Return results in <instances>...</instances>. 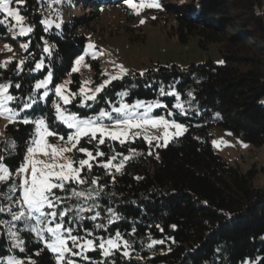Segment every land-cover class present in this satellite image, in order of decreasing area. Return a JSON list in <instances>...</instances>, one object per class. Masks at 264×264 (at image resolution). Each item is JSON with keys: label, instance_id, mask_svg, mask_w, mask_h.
Here are the masks:
<instances>
[{"label": "trees", "instance_id": "16d2710c", "mask_svg": "<svg viewBox=\"0 0 264 264\" xmlns=\"http://www.w3.org/2000/svg\"><path fill=\"white\" fill-rule=\"evenodd\" d=\"M118 3L125 4L124 0H62L59 4L52 0H26L22 12L24 23H34L29 36H16L7 25H0V64L12 61L6 68L0 67V83L9 80L13 85L19 83L21 88L12 87L10 92L24 98L35 92L38 100L21 116L46 115L53 121L52 127L61 133L68 131L54 122L53 91L40 101L42 89L35 90V82L50 71L52 89L70 75L69 88L78 92L81 79L73 71V65L85 49L87 36L83 28L99 17L104 7ZM159 3L162 7L155 9L153 24L162 20L165 28L170 27L169 36H175L181 44L193 37H197L196 44L203 50L216 44L222 60L206 58L186 66L174 62L150 64L142 70H146L143 77L139 75L141 71H136L112 81L98 94L95 103L88 102L90 108L77 107L75 102L67 106L81 114L93 115L100 108H107L108 100L118 105L120 97L116 93L128 90L125 102L159 100L176 113L172 119L186 126L181 135L160 146L154 142L149 145L143 137L129 139L124 145L108 142L131 159L125 161L120 172L113 170L115 181L104 169H93V175L107 185L108 193L99 200L102 217L95 223H107L110 214L103 209L113 208L121 219L110 224L108 231L113 234L121 231L132 245L129 257L117 253L108 258V264L113 261L115 264H240L245 260L264 264V184L255 181L259 170L255 165L242 170L215 151L210 142L211 129L219 126L243 142L264 145V0H159ZM4 16L0 13V19ZM44 19L52 21L48 31L40 23ZM57 23L60 28L55 27ZM126 32L131 40H143V34L132 35L129 28ZM28 41L29 48L25 51L21 44ZM5 45L12 50L8 51ZM44 47L50 53H45ZM20 60H25V64L17 74ZM40 61L44 64L42 69L29 71ZM89 62L98 73L99 60ZM169 86L180 94L186 114L173 108L174 96L159 94L161 87L165 92L172 91ZM153 113L164 115L165 109H154ZM33 130L31 124L7 122L5 125L0 154L6 156L4 163L12 170L22 162ZM13 140L14 149L8 146ZM101 148L109 152L108 147ZM130 148L136 154L129 152ZM261 171L264 173V166ZM5 203L0 197V204ZM9 218L6 213L0 214V219ZM84 226L91 228L93 222L85 221ZM105 234L103 230L98 232ZM20 235L25 241V252L12 248L6 229L0 226V257L11 255L26 262L31 257L36 264H55L53 254L47 249L41 251L43 244L32 234L21 232ZM153 241L163 243L153 244ZM88 255L96 261L104 259L98 252ZM80 264L88 262L80 261Z\"/></svg>", "mask_w": 264, "mask_h": 264}, {"label": "snow or ice", "instance_id": "6c2138e0", "mask_svg": "<svg viewBox=\"0 0 264 264\" xmlns=\"http://www.w3.org/2000/svg\"><path fill=\"white\" fill-rule=\"evenodd\" d=\"M61 2L62 0H52L55 4ZM124 3L136 15L144 9L162 7L159 0H124ZM13 4L15 7L12 6ZM25 6L26 0H0V13L5 14L4 19H0V25H7L16 36H29L33 32L34 23H24L25 15L22 12ZM40 23L45 26V31H48L52 25V21L47 19L41 20ZM141 23L145 21L141 20ZM60 26L58 23L55 25L56 28ZM29 44L30 41L24 42L21 48L27 51ZM87 47L95 50L94 44L90 43ZM5 48L8 51L12 50L8 45H5ZM43 51L50 53L48 47H44ZM96 51L92 53L94 59ZM85 55L77 58V65L85 60ZM100 55H103V52H100ZM11 62L9 59L0 64V67L6 68ZM24 64L25 60L17 63V74L23 71ZM43 67V61H40L29 71H38ZM115 68L118 69L116 74L104 73L108 79L94 90L84 86L90 83L88 81L83 82L78 92L70 91L65 84H57L50 89L51 72L44 79L35 82V90L43 89L39 95L40 101L49 97L50 91H53L57 97V100L52 102L54 122L62 124L68 130L65 133L52 127L53 121H50L46 115L39 118L21 116V113L32 109L33 105L38 103L35 92H30L27 98H24L10 92L12 87L20 89L19 83L13 85L10 80L0 83V116L6 117L10 123L34 126L26 142L23 160L15 170L4 163L6 156L0 154V184L4 186L0 188V197L7 201L5 204H0V214L6 213L10 217L0 219V226L6 229L12 241V248L25 252V241L20 233L28 232L36 241L43 244L41 251L47 249L53 254L55 264H80V261H87L88 264H108V258L117 253L123 257L130 256L129 249L132 245L124 238L125 234L119 230L114 234L108 231L110 224L121 219L113 208L103 209L110 214L106 217L107 223H95L102 217L103 206L99 200L102 195L108 193L105 192L107 185L100 183L101 178L93 175V169H104L105 173L115 181L113 170L120 172L124 168L125 161L131 157L117 152L108 143L109 141H117L124 145L130 138L143 136L149 145L153 144V140L161 139L166 144L170 136L169 129H175L174 135L179 136L186 131V128L172 119L176 113L159 100L136 99L133 103L125 102L124 97L129 95L128 90L116 93L120 97L119 106L108 100L106 101L108 107L100 108L93 115L81 114L67 107L75 102L77 107L90 108L92 105L88 103L89 101L95 103L98 94L112 81L121 80L128 74V69L122 64L115 65ZM73 71H78V68L74 67ZM145 71H141L139 75L143 77ZM169 87L173 90L165 92L161 87L159 94L174 96L176 103L173 108L180 110V114H186L184 105L180 102V94L173 86ZM13 104L18 107L10 106ZM161 108L165 109L164 115L153 114V109ZM149 126L162 129V137L149 138L144 132ZM102 145L108 147L109 152L102 150ZM8 146L16 148L15 141H10ZM128 151L136 154L135 149L130 148ZM118 157L122 158L118 161ZM86 213L91 214L85 215ZM85 221H92L93 226L85 227ZM100 230L106 234L98 235ZM152 243H163V241ZM89 252H98L104 259L93 260L88 255ZM36 255H39V252ZM0 260L6 261V264H24L23 260L11 255L0 257ZM28 264H36V262L29 257ZM112 264H115V261Z\"/></svg>", "mask_w": 264, "mask_h": 264}, {"label": "rangeland", "instance_id": "374dc122", "mask_svg": "<svg viewBox=\"0 0 264 264\" xmlns=\"http://www.w3.org/2000/svg\"><path fill=\"white\" fill-rule=\"evenodd\" d=\"M155 14L156 10L153 8L144 9L139 15H136L132 9L122 3L109 4L104 7L100 12V16L90 21L88 26L83 28L87 41L81 55L88 54L85 55V60L79 65L76 64L77 59L73 65V68H78L77 72L80 74L81 79L80 86L83 82L88 81L90 83L84 86L94 90L96 86L108 79V76L104 73L116 74L118 69L115 68V65L119 64L128 69L127 75H131L136 71L144 70L150 64L156 63L174 62L179 66H186L191 62L204 61L206 58H211L216 62L222 60L217 45L214 43L203 50L196 44L197 37H193L186 44H181L175 36L170 37L168 34L170 27L165 28L162 20L157 21L155 24L151 22ZM141 20H144L145 23L142 24ZM127 28L131 30L130 34L132 35L143 34V40H131L126 32ZM90 43L95 45V50L88 49L87 46ZM94 51H96L95 59L100 62L98 73L90 66L89 62L94 59L92 56ZM100 52H103V55H100ZM70 81L71 76L67 75L58 84H65V87L70 90ZM49 88L51 89L50 86ZM55 100H57V97H55ZM116 106H119V104ZM7 122L9 120L6 117L0 116V142L5 139V125ZM144 132L149 138L162 137V129L160 128L154 129L149 126ZM169 132L168 141L175 136V129H169ZM153 142L165 144L163 139L153 140ZM210 142L215 151L232 164L238 165L242 170L255 165L259 170L255 181L259 185L264 184V173L261 171L264 166V145L255 146L243 142L233 132L226 131L219 126L211 129ZM21 260L24 261V264H28L25 259ZM4 264H6V261H4ZM240 264H250V262L245 260Z\"/></svg>", "mask_w": 264, "mask_h": 264}]
</instances>
